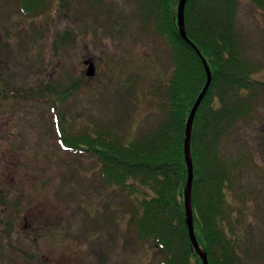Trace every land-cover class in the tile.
Here are the masks:
<instances>
[{"label": "rangeland", "instance_id": "obj_1", "mask_svg": "<svg viewBox=\"0 0 264 264\" xmlns=\"http://www.w3.org/2000/svg\"><path fill=\"white\" fill-rule=\"evenodd\" d=\"M10 2L0 0V264H158L156 248L128 229V190L104 185L96 159L65 150L59 130L111 127L130 140L154 126L163 100L150 90L168 81L170 50L141 32L134 0H51L33 18ZM239 2L238 29L258 68L253 76L264 83V13ZM86 61L95 65L93 77ZM16 91L25 96L12 97ZM223 150L239 163L233 227L242 254L258 259L264 94L256 117ZM137 187L136 203L154 195Z\"/></svg>", "mask_w": 264, "mask_h": 264}, {"label": "trees", "instance_id": "obj_2", "mask_svg": "<svg viewBox=\"0 0 264 264\" xmlns=\"http://www.w3.org/2000/svg\"><path fill=\"white\" fill-rule=\"evenodd\" d=\"M134 1V18L141 32L153 41L163 40L170 50L168 81L150 90L151 95L162 98L163 116L130 140L111 127L97 130L89 125L83 132L59 130L60 143L65 150L96 159L104 185L128 190L132 206L128 229L137 242L156 248L158 264H203L186 223L188 167L184 146L187 121L207 82L206 69L179 31L180 0ZM250 1L264 13V0ZM10 3L26 18L40 17L52 4L51 0ZM239 4V0H188L185 8L187 35L212 72L194 119L191 141L194 227L209 264H264V241L257 251L258 259L242 254V240L233 227L237 220L232 218L237 210L233 202H240L234 193L239 163L223 150L238 126L256 117L264 94V83L253 76L258 68L238 29ZM18 96L25 95L16 91L12 97ZM137 185L154 195L136 203L132 196L139 191ZM1 195L3 223L1 210L6 200Z\"/></svg>", "mask_w": 264, "mask_h": 264}, {"label": "water", "instance_id": "obj_3", "mask_svg": "<svg viewBox=\"0 0 264 264\" xmlns=\"http://www.w3.org/2000/svg\"><path fill=\"white\" fill-rule=\"evenodd\" d=\"M188 0H180L179 5H178V14H177V19H178V27L179 31L181 33V36L183 39L197 52L199 57L201 58L205 69L207 73V82L202 90L201 94L199 95L197 101L195 102L189 119L187 121V127H186V135H185V146H184V151H185V158H186V163L188 167V180L185 188V207H186V223L189 229V235L192 241V244L202 260L203 264H209L208 261V256L207 253L203 250L201 245L199 244V241L196 237L195 233V227H194V218H193V206H192V190H193V179H194V166H193V158H192V153H191V141H192V130H193V123L194 119L197 113V110L205 97V94L211 84L212 81V72L211 69L204 58L203 54L201 51L198 49L196 44L188 37L187 32H186V27H185V8ZM86 65H88L87 69V75L93 77L95 75V65L93 62L86 61Z\"/></svg>", "mask_w": 264, "mask_h": 264}, {"label": "flooded vegetation", "instance_id": "obj_4", "mask_svg": "<svg viewBox=\"0 0 264 264\" xmlns=\"http://www.w3.org/2000/svg\"><path fill=\"white\" fill-rule=\"evenodd\" d=\"M116 28H118V29H120V30L122 29V27H121V26H119V27H116ZM121 31H122V30H121Z\"/></svg>", "mask_w": 264, "mask_h": 264}]
</instances>
